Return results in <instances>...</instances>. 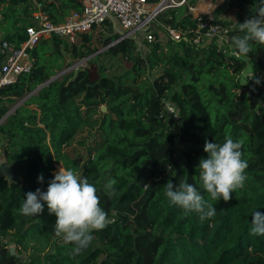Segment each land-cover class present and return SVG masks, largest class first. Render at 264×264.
Here are the masks:
<instances>
[{
  "label": "trees",
  "instance_id": "1",
  "mask_svg": "<svg viewBox=\"0 0 264 264\" xmlns=\"http://www.w3.org/2000/svg\"><path fill=\"white\" fill-rule=\"evenodd\" d=\"M199 1L158 14L157 40L146 54L134 38L117 41L108 21L75 43L43 39L30 52V71L0 89V121L22 101L0 124V161L25 172L12 184L0 177V264H264V235H250L254 213L264 212V104L252 105L264 94V45L243 56L232 44L243 35L237 23L255 15L259 4L224 0L212 16L229 27L228 44L198 47L193 39L201 21L192 9ZM72 11H82L79 0H0V40L19 47L35 13L59 24ZM168 28L185 35L173 40ZM90 56L75 81L69 83L72 71L49 82ZM253 72L260 85L248 81ZM228 137L243 143L244 187L229 202L211 201L212 219L185 216L169 204L165 184L186 181L208 199L198 167L207 157L204 143ZM64 157L96 187L111 220L76 256L55 235L47 205L39 216L19 212L26 193L47 190ZM110 179L116 181L112 198L105 194ZM12 246L27 256L25 263L11 255Z\"/></svg>",
  "mask_w": 264,
  "mask_h": 264
},
{
  "label": "clouds",
  "instance_id": "2",
  "mask_svg": "<svg viewBox=\"0 0 264 264\" xmlns=\"http://www.w3.org/2000/svg\"><path fill=\"white\" fill-rule=\"evenodd\" d=\"M258 4L255 15L237 23L243 35L233 36L232 44L239 55L248 56L253 52L254 44L264 45V0H258ZM249 80L255 85L262 83L255 72L249 73ZM242 148V141L231 137L223 144L206 139L204 152L207 157L200 159L198 167L208 199L193 184L182 180L174 185L168 181L164 194L169 204L181 209L185 216L195 213L201 221L212 219L216 208L211 201L223 199L229 202L232 193L243 188L247 180L248 163L243 159ZM37 182L44 183L43 174L38 175ZM115 184L112 179L105 184V194L109 198L117 194ZM45 205L49 214L56 217L55 235L73 245L70 253L73 256L90 246L94 231H101L111 223L108 213L100 206L96 187L76 171L62 166L48 182L46 191L37 188L35 192L25 194L19 212L24 216H39ZM250 235H264V212L254 213Z\"/></svg>",
  "mask_w": 264,
  "mask_h": 264
},
{
  "label": "built area",
  "instance_id": "3",
  "mask_svg": "<svg viewBox=\"0 0 264 264\" xmlns=\"http://www.w3.org/2000/svg\"><path fill=\"white\" fill-rule=\"evenodd\" d=\"M82 11H72L62 23H53L43 13H35L33 25L26 29L27 40L19 47L10 42L0 40V89L3 86L16 82L18 77L31 69L30 52L43 39L52 36L65 38L70 43H75L80 34L88 33L95 26L105 22L113 25L114 32L120 35L117 41L125 38H134L136 46L142 54H146L149 46L157 40L153 22L164 10L176 8L185 4L186 0H160L155 5H150L146 0H79ZM207 16V20H202ZM201 22L194 34L193 43L204 47L215 41L220 48L229 42L230 29L228 26L214 22L212 14L199 15ZM168 35L173 40H181L184 33L167 29ZM160 35H163L161 33ZM236 54V53H235ZM85 59L71 66L70 70L83 67ZM66 71V70H65ZM169 114L178 118V110L172 104H167ZM5 117L2 119L4 120Z\"/></svg>",
  "mask_w": 264,
  "mask_h": 264
},
{
  "label": "water",
  "instance_id": "4",
  "mask_svg": "<svg viewBox=\"0 0 264 264\" xmlns=\"http://www.w3.org/2000/svg\"><path fill=\"white\" fill-rule=\"evenodd\" d=\"M86 59H89V58H86ZM70 69H71V68H68L66 71L62 72V73L60 74V76L65 75ZM81 71H83V67H81V68H77V69L75 70V74H74L73 78L70 79L69 83L75 81V80L78 78V75H79V73H80ZM57 78H59V76H55V77H53L49 82H51V81H53V80H55V79H57ZM41 87H42V86H41ZM41 87H39L37 90H40ZM20 103H22V101L19 102L17 105H15V106L10 110V112L5 116V119L7 118L8 115H10V114L16 109V107H18V106L20 105ZM101 110H102L103 114H106V113H107V108H106L105 106H103V107L101 108ZM5 119H4V120H5ZM4 120H1V121H0V124H1ZM23 175H25V172H16V171L12 168V166L9 165V163H8L6 160H2V161H0V177L6 179L10 184H12V183H16V182L20 181V179H21V177H22ZM10 252H11V255L16 256L17 258L21 259L23 263H25V262L27 261V256H24V255H20V254H18V253H17V248H16L15 246H12V247L10 248Z\"/></svg>",
  "mask_w": 264,
  "mask_h": 264
},
{
  "label": "rangeland",
  "instance_id": "5",
  "mask_svg": "<svg viewBox=\"0 0 264 264\" xmlns=\"http://www.w3.org/2000/svg\"><path fill=\"white\" fill-rule=\"evenodd\" d=\"M161 36H163V35H161ZM93 56H90L89 59H91ZM84 59H85V62L83 63L84 64L83 67H86L87 66V61L89 59H86V58H84ZM72 71H74V70H69L65 75L71 73ZM93 72L95 73V71H93ZM59 77H61V76L59 75ZM261 104H264V94L262 96L254 97V99L252 101V105H254V106H258V105H261ZM263 144H264V141H263ZM56 165H60V166H62L64 168H66V169H71L70 161L66 157L62 158V160L59 163L55 164L56 169L53 171V174L57 172V166Z\"/></svg>",
  "mask_w": 264,
  "mask_h": 264
},
{
  "label": "bare ground",
  "instance_id": "6",
  "mask_svg": "<svg viewBox=\"0 0 264 264\" xmlns=\"http://www.w3.org/2000/svg\"><path fill=\"white\" fill-rule=\"evenodd\" d=\"M221 0H218V4ZM216 6V5H215ZM214 8V7H213ZM210 10H213L212 9V6L209 4V0H201V2L199 3V5L197 6V8L195 9L194 13L196 15H199L201 13H206V12H209ZM57 166V172L59 171L60 169V166L59 165H56Z\"/></svg>",
  "mask_w": 264,
  "mask_h": 264
},
{
  "label": "crops",
  "instance_id": "7",
  "mask_svg": "<svg viewBox=\"0 0 264 264\" xmlns=\"http://www.w3.org/2000/svg\"><path fill=\"white\" fill-rule=\"evenodd\" d=\"M223 1H224V0H221V1L219 2V4H218V0H209V4L212 6V9H213V10H210L209 12H206V13H204V14L201 13V14H199V15L212 14V13L214 12L215 8H217L218 6H220V5L223 3ZM200 2H201V0L198 2L197 6L199 5ZM215 5H216V6H215ZM197 6H196L194 9H192V12H193L194 17L199 16V15H196V14L194 13V11H195V9L197 8ZM213 7H214V8H213Z\"/></svg>",
  "mask_w": 264,
  "mask_h": 264
}]
</instances>
